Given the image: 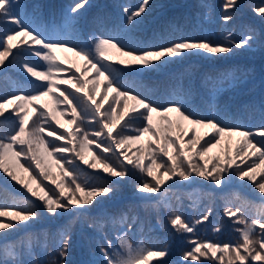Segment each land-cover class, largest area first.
Masks as SVG:
<instances>
[{"label": "snow or ice", "instance_id": "obj_1", "mask_svg": "<svg viewBox=\"0 0 264 264\" xmlns=\"http://www.w3.org/2000/svg\"><path fill=\"white\" fill-rule=\"evenodd\" d=\"M150 3L151 0H141L134 10L123 8L129 28L141 21ZM238 4L239 0H224L221 17L224 24L234 18ZM87 5L88 0H77L69 8L63 27L41 31L28 23L27 17H21L17 11L20 0H0V23L13 25L0 35V66L7 67L6 61L19 64L26 76L41 82L34 84L33 92H18L0 99V117H14L17 125L14 134L0 136V172L39 201V205L33 199H26L23 206L0 204V217L7 219V222L0 220V235L39 220L41 209L52 216L63 213L83 216L110 196L113 185L133 171L140 173L136 185L140 194L160 197L167 190L165 186L193 183L197 178L221 187L236 176L251 182L264 201V127L254 131L240 125H226L217 112L197 115L190 110L185 95L177 92L164 103L153 102L125 79L191 55L211 58L232 55L234 50L251 48L256 40L254 33L250 30L240 40H233L231 32L216 41L180 37L151 46L129 41L126 31L102 29L101 34L93 32L87 42H81L73 26ZM253 12L264 19V3L254 6ZM67 51L83 63L73 61L70 67H65L67 57L61 59L58 53ZM25 54L37 58V62L22 60ZM69 72L71 75L65 78L63 74ZM81 93L82 96L77 95ZM45 96L50 98V103L36 107L35 102ZM78 100L91 114L88 122L98 127L84 128L86 121L78 111ZM5 105H12L13 110ZM60 105L64 107L59 109ZM30 108L32 116H29ZM69 109L71 118L66 123L75 126L71 130L61 123V117ZM53 122L56 128L52 127ZM58 128L64 131L58 132ZM233 137L239 139L233 142ZM131 145H137L139 155H129ZM213 149L219 151L211 154ZM67 153H73L88 169L117 179L102 184L79 182V166L75 159L64 155ZM209 214L190 225L175 213L169 217V226L178 234L193 233L196 225L208 221ZM225 215L243 225L234 229L239 239L227 243L190 241L194 246L182 254V261L204 264L201 257H205L220 264L264 262V203L257 206V216L251 220L241 208H226ZM135 221L132 217L129 222L126 213L92 218L88 227L95 229L103 241H97L102 257L99 264H152L151 258L166 256V249L148 248L143 241L136 246L129 242L127 232ZM105 224L121 226L115 243L103 233ZM214 231L219 232L220 228ZM58 235V259L53 258L48 264L66 262L71 236L67 230H61ZM18 255L15 246L5 245L0 264H22ZM29 264L43 262L33 259Z\"/></svg>", "mask_w": 264, "mask_h": 264}, {"label": "trees", "instance_id": "obj_2", "mask_svg": "<svg viewBox=\"0 0 264 264\" xmlns=\"http://www.w3.org/2000/svg\"><path fill=\"white\" fill-rule=\"evenodd\" d=\"M76 2L77 0H20L21 7L17 11L21 17H27V22L33 27H38L41 31H52L63 27L69 8ZM140 3L141 0H88V5L81 10L73 31L80 37L81 42H87L90 34H101L104 29L126 31L128 40L133 43L158 46L180 37L223 40L228 32L232 33L233 40H240L251 30L256 36L251 48L234 50L232 55L220 58L191 55L157 70L126 76L125 79L133 82L135 90L153 102L164 103L173 92H177L185 95L190 110L197 115L206 116L217 112L226 125H240L254 131L264 127V19L253 12V7L264 3V0H239L234 18L228 24H224L221 19L224 15V0H151L141 21L129 28L123 8L127 6L134 10ZM12 27L11 24L1 23L0 35ZM21 59L37 62V58L26 54ZM6 64V70H0V99L18 92H33L34 84L41 83L21 72L19 64H10L7 61ZM10 109L12 111L13 106ZM78 111L85 117V128L98 127L94 122H88L90 113L80 107ZM70 118L71 113L65 116L66 120ZM52 127L57 126L54 123ZM16 128L14 117H0V136L12 135ZM57 130L63 132L62 128ZM130 148L129 155L140 154L136 152L137 145H131ZM64 155L73 156L70 153ZM76 164L79 166V175L86 177L81 183H110L108 178L89 175L81 161H76ZM0 175L6 177L2 172ZM131 175L124 184L115 183L113 193L83 216L63 213L52 216L51 222L42 219L39 223L32 221L33 225L24 230L7 232L5 237H1L4 239L0 242V257H3L5 245H13L19 253L17 259L22 264H29L33 259L48 264L53 258L58 259V234L61 230H67L71 241L65 264H99L102 257L97 249V241H103L100 240V234L89 228L88 224L94 217L126 213L129 222L132 217L136 218L132 230L127 232V238L133 246L143 241L148 248L167 250L165 257L157 258L152 264H197L181 259L182 254L194 246L190 241L227 243L239 239V234L234 229L242 228L243 225L234 223L235 218L225 217L221 212L224 214L226 208H241L244 215L251 220L257 216V206L264 203L252 193L243 192L235 182L221 188L193 182L186 187H168L161 198L151 199L152 201L134 198L129 195L136 190L140 173L133 171ZM25 200L23 196L0 183V204L23 206ZM157 205L166 209L168 218L180 213L190 225L211 211L208 221L196 225L193 233L178 234L167 227L162 229L161 225L150 220V214H154ZM79 218L89 230V233L81 232L83 248L80 253L75 246ZM216 227H221L219 232L214 231ZM121 230L119 224H105L103 233L115 243V237ZM93 247L99 255H93ZM87 252L93 255L92 259L85 257ZM201 260L204 264H220L219 261L214 262L205 257H201ZM227 260L228 257L225 256V261Z\"/></svg>", "mask_w": 264, "mask_h": 264}, {"label": "rangeland", "instance_id": "obj_3", "mask_svg": "<svg viewBox=\"0 0 264 264\" xmlns=\"http://www.w3.org/2000/svg\"><path fill=\"white\" fill-rule=\"evenodd\" d=\"M0 25H1V23H0ZM4 26V25H3ZM58 55L60 56V58L61 59H64L65 57H67V59L65 60V64H64V66L65 67H70L71 66V62H73V61H75V62H77V63H79V64H82L83 62L81 61V60H79L78 58H76V57H74V55H73V53L71 52V51H67V52H64V53H58ZM194 56V55H193ZM195 56H199L200 57V55H195ZM203 57V56H202ZM6 68L7 67H5V66H1L0 67V70H2V71H5L6 70ZM21 72H22V70L21 69H19ZM72 71H75L74 69L72 70ZM82 71H83V69H82ZM64 75V77L65 78H67L68 76H70L71 75V72H69V73H65V74H63ZM77 75H79V74H77ZM32 78V77H31ZM89 78H91V76L89 77ZM32 79H35V78H32ZM62 87H67V85H64V86H62ZM70 91H74V90H71L70 89ZM58 95V94H57ZM78 96H82L83 94L81 93V94H77ZM111 95V94H110ZM44 103H50V98L49 97H47V96H45V97H42L39 101H37V102H35V106L36 107H39L40 105H42V104H44ZM77 103V105L80 107V108H83V105H82V101H77L76 102ZM64 106L63 105H60L59 106V109H62ZM79 107H78V109H79ZM6 108L7 109H9V110H11L10 108H12V105H6ZM84 109V108H83ZM70 113H71V109H69L68 110V112L65 114V116H67V115H70ZM9 114H6V116H8ZM29 116H32V110H31V108L29 109ZM65 116H63V117H61V123H63L64 124V128H67V129H69V130H71V129H73L75 126L74 125H70V124H68V123H66V119H65ZM5 118V117H4ZM32 119H35V117H32ZM53 124H54V122H53ZM188 127H191V126H188ZM85 128V127H84ZM86 129H89V128H86ZM63 131H64V129H63ZM204 130H201V132H203ZM8 135H10V134H8ZM7 135V136H8ZM145 139H147V138H145ZM227 139V138H226ZM236 139H238V137H233V142H235V140ZM143 142V141H142ZM133 146H135V145H133ZM217 151H219V149H213V152L211 153V154H215ZM70 154H72L73 156H67L68 158H70V159H75L77 162H79V159L78 158H75L74 157V154L73 153H70ZM210 154V155H211ZM87 158L90 160L91 159V153H89L88 155H87ZM198 159V158H197ZM237 163H239V161H237ZM243 166V165H242ZM84 169H85V171H87L88 172V174L89 175H97L98 177H100V178H104V179H106V178H108L109 180H110V182H112L113 180H115V179H117V178H113V177H110V176H108V175H106V174H104L102 171H97V170H92V169H88L87 168V166L86 165H84ZM132 174V173H131ZM6 176V175H5ZM132 175H130L128 178H126V179H120L119 180V184H124L127 180H129L130 179V177H131ZM84 178V179H83ZM86 179V177L84 176H82V175H79V182L80 181H82V180H85ZM260 179V177H259V175L257 176V180H259ZM195 182L196 183H199V182H201V183H205V184H207V185H209L210 187L212 186V187H215V188H221L223 185H225V184H232V183H236L237 184V186L243 191V192H246V191H248L249 193H252L256 198H259L260 199V194H259V191H258V189H255V187L252 185V184H250V182L249 181H247V180H244V181H241V180H239L238 179V177H236V176H233L230 180H227L221 187H217L214 183H212V182H210V181H204L202 178H197L196 180H195ZM0 183L3 185V186H5L7 189H9L10 191H13L14 193H17V194H19V195H21V196H23L25 199H33V198H31L30 196H29V194L26 192V190H24V189H22L21 187H20V185L18 186L17 184H15V182H12L9 178H7V177H4V176H1L0 175ZM118 183H116V184H118ZM169 184H171V182H169ZM191 183H189V182H181V183H179V184H171V186H176V185H178V186H183V187H186V186H188V185H190ZM166 187V189L168 188L167 186H165ZM164 194H162L160 197H155V196H149L148 194H140V193H138L136 190H134V191H132L131 192V194L129 195L130 197L132 196V197H134V198H139V199H147V200H154V199H157V198H161L162 196H163ZM151 200V201H152ZM33 203L35 204V205H39V201H35L34 199H33ZM156 211H154V214H150V220L153 222V223H156V224H159V225H161V228L163 229L164 227H167V229L168 230H173L170 226H169V218H168V216H167V213H166V209H164V208H160L158 205L156 206ZM157 210L159 211V212H157ZM180 214V213H179ZM221 214L223 215V216H225V213L223 214L222 212H221ZM183 217V216H182ZM226 217V216H225ZM46 220V221H50L51 222V220L53 219L52 218V215H50V214H47L46 212H44L42 209H41V216H40V219L39 220H34V221H36V223H39L40 222V220ZM0 220H2L1 218H0ZM79 221H78V228H77V230H76V232H75V235H76V237H75V246H76V249H77V252L78 253H80L81 252V250H82V248H83V246H82V233L83 232H85V233H89V230L87 229V228H85V225H84V223H82V221H81V218H79L78 219ZM5 222H7V220H5ZM32 223H34V222H30L28 225H27V227H18V228H15V229H9V230H7V232L8 233H11V231H13V230H19V231H21V230H24V229H26V228H28V226H31V225H33ZM221 228V227H220ZM82 232V233H81ZM8 233H6V234H8ZM6 235H0V242H2V240L4 239H1V237H5ZM93 250H94V254L93 255H99V253L97 252V250H96V248H94L93 247ZM93 255L91 254V253H88L87 252V254L85 255V257H90L91 259L93 258ZM220 255V253H218L217 254V256H219ZM152 259V262H154L157 258H155V257H153V258H151Z\"/></svg>", "mask_w": 264, "mask_h": 264}]
</instances>
